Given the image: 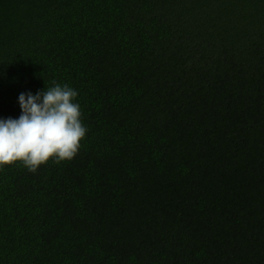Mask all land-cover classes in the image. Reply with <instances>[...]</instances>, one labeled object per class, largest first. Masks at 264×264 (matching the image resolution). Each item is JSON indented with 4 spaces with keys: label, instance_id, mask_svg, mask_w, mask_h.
<instances>
[{
    "label": "trees",
    "instance_id": "16d2710c",
    "mask_svg": "<svg viewBox=\"0 0 264 264\" xmlns=\"http://www.w3.org/2000/svg\"><path fill=\"white\" fill-rule=\"evenodd\" d=\"M54 81L88 132L0 166V264H264V0H0V119Z\"/></svg>",
    "mask_w": 264,
    "mask_h": 264
},
{
    "label": "clouds",
    "instance_id": "9594fccd",
    "mask_svg": "<svg viewBox=\"0 0 264 264\" xmlns=\"http://www.w3.org/2000/svg\"><path fill=\"white\" fill-rule=\"evenodd\" d=\"M78 92L67 83L53 82L35 95L21 93L19 118L0 119V166L22 162L36 173L50 160L71 161L88 132Z\"/></svg>",
    "mask_w": 264,
    "mask_h": 264
}]
</instances>
